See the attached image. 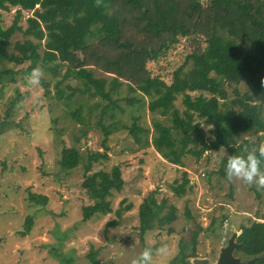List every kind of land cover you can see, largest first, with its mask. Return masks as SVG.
Listing matches in <instances>:
<instances>
[{"label": "trees", "instance_id": "1", "mask_svg": "<svg viewBox=\"0 0 264 264\" xmlns=\"http://www.w3.org/2000/svg\"><path fill=\"white\" fill-rule=\"evenodd\" d=\"M117 3L140 11L142 28L155 39L138 41L125 36L126 19L121 18L120 10L113 9ZM12 6L18 7L13 20L3 27L2 11ZM29 9H34V15L26 19L27 26L23 28L19 24L21 11ZM17 33L23 38L13 39ZM181 37L192 38L198 45L167 81L149 70L147 64L158 61ZM87 61H93L105 75L96 76L85 66ZM23 64L25 68H14ZM38 67L53 75L65 68L55 82L53 96L68 107L82 135L91 124L92 111L98 109L94 124L103 131L104 151L90 150L83 155L75 146L63 144L58 161L63 170L83 164L81 186L93 200L81 208L84 222L106 214L110 210L108 197L123 186L118 164L109 170L87 173L93 161L107 158V137L118 123L116 112L125 110L120 100L133 107L131 113L146 104L151 113L162 117L151 118V141L147 136L142 139L148 128L139 125V115H132L131 123H122V128L128 130L135 143L152 145L165 160L178 166H184L187 154L199 158L205 151L222 148L227 150V156L244 153L259 146L264 138V0H209L206 4L202 0H0V95L20 74L27 75ZM41 84L44 94L49 96V83L41 79ZM240 84H244V91H240ZM123 90L133 95L113 97ZM76 93L89 98L99 96L87 106V118L79 98L70 103ZM25 95L15 88V94L5 100L6 116ZM178 96L182 109L175 104ZM75 102L77 106L71 109ZM105 115L109 122L104 123ZM9 122L13 121H0V132ZM202 124L208 126L209 135ZM243 134L255 136L257 141H239ZM227 156L222 158L219 169L224 177ZM260 168L264 171V162ZM180 178L171 184L177 196L192 188L187 171H181ZM26 198L37 206L47 202V196L32 191H28ZM164 207L167 210L163 212ZM33 217H24L20 235L29 233ZM138 217L142 237L147 230L162 228L176 219L175 207L157 204L148 196L139 205ZM239 229L236 241L241 245L234 255L243 260L256 258L253 264H264V221L250 219ZM197 233L191 231L189 240H181L178 252L168 264H191L190 258L196 257ZM94 256L95 251H91V262H95ZM61 263L69 264L63 258Z\"/></svg>", "mask_w": 264, "mask_h": 264}, {"label": "rangeland", "instance_id": "2", "mask_svg": "<svg viewBox=\"0 0 264 264\" xmlns=\"http://www.w3.org/2000/svg\"><path fill=\"white\" fill-rule=\"evenodd\" d=\"M208 1L202 0L203 4ZM17 8L12 6L2 11L3 27L11 24ZM113 9L120 10L121 18L126 19L125 36L138 41H149V38L155 37L142 28L144 20L140 18V11L121 3L115 4ZM33 15L34 9L22 10L19 24L26 28V19ZM22 38L20 33L13 37ZM196 45L198 43L192 38L181 37L167 48L165 55L158 61L149 62L147 67L170 81L172 71L183 63ZM86 63L85 66L90 67L96 76L105 75L93 61ZM20 67L25 68L26 64L14 66L15 69ZM38 68L41 70L38 85L28 84L27 75L20 74L15 82L3 88L0 95V121H13L0 132V264H62V258L67 259L69 264H131V260L144 249L152 250L151 264H168L178 252L181 240H189L194 230L198 231L196 257L190 258V261L206 258L212 264L219 248L225 245L233 230L240 231L239 227L250 219L264 221V188L258 189L255 184H245L236 178L228 180L221 174V160L228 153L225 148L205 151L199 158L187 154L183 158L184 166L172 164L152 145L143 144V141L135 143L128 130L122 128V123H131L132 115H139V125L148 128L142 139L147 136L151 141V118L157 115L151 113L146 104L140 111L131 113L133 107L122 100L119 104L125 110L116 112L118 123L107 137V158L93 161L87 173L109 170L118 164L123 186L119 191L113 190L108 197L110 210L106 214L82 221V206L93 202L81 186L83 164L63 170L58 161L63 144L75 146L83 155L90 150L104 151L101 145L103 131L94 124L98 109L92 111L91 124L87 133L82 135L79 124L68 113V107L53 96L55 82L65 68L61 67V73L56 75ZM41 79L49 83V96L44 94ZM238 87L244 91V84ZM15 88L27 95L6 116L5 100L15 94ZM132 95L123 90L113 97ZM98 97L89 98L76 93L70 103L79 98L83 102V115L87 118V106L96 102ZM175 104L184 108L180 96ZM76 106L75 102L71 109ZM109 121L110 118L105 115L104 123ZM201 127L209 135L208 126L202 124ZM242 139L257 141L249 134H243L239 141ZM261 144H264V138L260 140ZM183 170L188 172L192 188L177 196L171 184L181 179ZM28 191L47 196L45 205L30 204L26 198ZM148 196L157 204L173 205L176 219L162 228L156 226L147 230L141 237L138 208ZM166 210L167 207H164L163 212ZM26 215L34 217L29 233L23 236L19 231L23 229ZM161 247L166 250L158 253L157 249ZM91 251H95V262L90 261Z\"/></svg>", "mask_w": 264, "mask_h": 264}, {"label": "clouds", "instance_id": "3", "mask_svg": "<svg viewBox=\"0 0 264 264\" xmlns=\"http://www.w3.org/2000/svg\"><path fill=\"white\" fill-rule=\"evenodd\" d=\"M41 77V70L33 68L26 76V82L30 85H38ZM264 162V144L246 150L244 153L228 155L224 161L225 177L239 179L245 184H255L258 189L264 188V171L260 165ZM166 249H157L163 253ZM152 250L144 249L131 260V264H151Z\"/></svg>", "mask_w": 264, "mask_h": 264}, {"label": "water", "instance_id": "4", "mask_svg": "<svg viewBox=\"0 0 264 264\" xmlns=\"http://www.w3.org/2000/svg\"><path fill=\"white\" fill-rule=\"evenodd\" d=\"M240 231H232L227 238L225 245L219 248L215 262L212 264H253L256 258L242 260L239 256L234 255V251L241 245L236 241ZM193 264H209L206 258H193Z\"/></svg>", "mask_w": 264, "mask_h": 264}, {"label": "crops", "instance_id": "5", "mask_svg": "<svg viewBox=\"0 0 264 264\" xmlns=\"http://www.w3.org/2000/svg\"><path fill=\"white\" fill-rule=\"evenodd\" d=\"M218 254V253H217ZM217 256V255H216Z\"/></svg>", "mask_w": 264, "mask_h": 264}]
</instances>
